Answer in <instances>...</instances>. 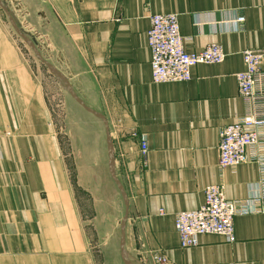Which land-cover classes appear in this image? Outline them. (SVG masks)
<instances>
[{
	"label": "crops",
	"instance_id": "0c3cea01",
	"mask_svg": "<svg viewBox=\"0 0 264 264\" xmlns=\"http://www.w3.org/2000/svg\"><path fill=\"white\" fill-rule=\"evenodd\" d=\"M165 13L178 15L186 51L217 43L225 60L194 67L188 82L155 84L148 31ZM247 49L264 50V0H0V264H99L89 190L68 166L80 152L63 140L61 113L74 104L102 122L109 172L112 142L128 197L123 262L264 264V213L237 216L232 242L206 234L182 248L175 228L207 186L236 200L260 182L256 163L218 166L221 129L245 111L235 76Z\"/></svg>",
	"mask_w": 264,
	"mask_h": 264
},
{
	"label": "built area",
	"instance_id": "2783aa9c",
	"mask_svg": "<svg viewBox=\"0 0 264 264\" xmlns=\"http://www.w3.org/2000/svg\"><path fill=\"white\" fill-rule=\"evenodd\" d=\"M244 17L237 18L239 25ZM151 52L153 82H188L192 70L201 64H219L226 58L222 46L208 45L200 51L188 52L180 30L177 14L165 13L151 16L148 31ZM244 69L236 74L239 96L244 102V114L223 127L218 145V166L222 171L241 164L256 163L260 170V182L252 186L253 193L247 199H228L221 184L209 185L204 191V201L194 210L178 212L175 228L180 246L198 245L199 237L206 234L224 236L235 240V218L240 215L264 213V50L247 49L242 53ZM148 147L141 143V156L146 168ZM168 264L164 256L154 257Z\"/></svg>",
	"mask_w": 264,
	"mask_h": 264
},
{
	"label": "rangeland",
	"instance_id": "374dc122",
	"mask_svg": "<svg viewBox=\"0 0 264 264\" xmlns=\"http://www.w3.org/2000/svg\"><path fill=\"white\" fill-rule=\"evenodd\" d=\"M21 18H24L23 21L26 23L31 22L28 16ZM29 32H25L28 36L26 38H33ZM31 33L35 35L37 32ZM39 35L36 38L44 50L46 38L40 33ZM29 49L33 54L32 49ZM66 108L67 110L61 113L62 131L66 135L63 139L64 146L65 149L80 152L68 160V166L74 176V183L77 185L79 182L89 190L90 203L84 206V211L89 213L90 231L93 234V242L98 247L99 264H124L120 254L122 244L120 222L125 215V200L109 172L104 126L96 116L87 114L76 104L67 105ZM80 191L84 204H87L86 191Z\"/></svg>",
	"mask_w": 264,
	"mask_h": 264
},
{
	"label": "water",
	"instance_id": "95a60500",
	"mask_svg": "<svg viewBox=\"0 0 264 264\" xmlns=\"http://www.w3.org/2000/svg\"><path fill=\"white\" fill-rule=\"evenodd\" d=\"M18 32L22 35V37H24V38H26L25 37V34L23 33V32H21L19 29H18ZM26 40H27V38H26ZM28 42H29V40H28ZM31 42V41H30ZM32 43V42H31ZM30 43V44H31ZM33 44V43H32ZM31 44V45H32ZM32 48L35 50V53L37 54V55H39V52H38V50L36 49V48H34L33 47V45H32ZM68 89H69V91H70V93L73 95V97L76 99V100H78L83 106H84V104L77 98V96L75 95V93L72 91V89L70 88V87H68ZM92 113H94V114H96L97 116H99L97 113H95V112H93V111H91ZM102 118V117H101ZM108 145H109V152H110V172H111V176H112V178L116 181V183H117V185L120 187V190H121V192H122V195H123V198H124V200H125V204H126V207L128 208V198H127V195H126V193H125V191L123 190V187L121 186V183L118 181V179H117V177H116V174H115V159H114V155H113V147H112V142H111V140H110V138H109V135H108ZM126 219H127V214H126V216H125V218L123 219V221H122V228H121V234H122V242L124 243V239H125V235H124V228H125V222H126ZM122 253H124V250L122 249ZM124 262H125V264H132L130 261H128L127 259H124Z\"/></svg>",
	"mask_w": 264,
	"mask_h": 264
}]
</instances>
